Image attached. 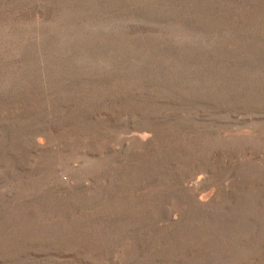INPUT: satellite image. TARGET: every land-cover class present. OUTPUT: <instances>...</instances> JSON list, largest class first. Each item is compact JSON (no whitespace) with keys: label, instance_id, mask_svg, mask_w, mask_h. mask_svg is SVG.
Listing matches in <instances>:
<instances>
[{"label":"rangeland","instance_id":"rangeland-1","mask_svg":"<svg viewBox=\"0 0 264 264\" xmlns=\"http://www.w3.org/2000/svg\"><path fill=\"white\" fill-rule=\"evenodd\" d=\"M0 264H264V0H0Z\"/></svg>","mask_w":264,"mask_h":264}]
</instances>
